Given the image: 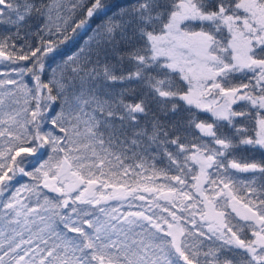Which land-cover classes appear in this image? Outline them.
Returning <instances> with one entry per match:
<instances>
[{"label": "snow or ice", "instance_id": "snow-or-ice-1", "mask_svg": "<svg viewBox=\"0 0 264 264\" xmlns=\"http://www.w3.org/2000/svg\"><path fill=\"white\" fill-rule=\"evenodd\" d=\"M5 23L15 31L0 35V197L18 176L37 183L0 200V221H6L0 264H264V199L251 198L264 196V183L254 186L255 175L236 181L231 171L264 178V159L237 156L244 146L264 152V0H0ZM195 24L199 31L191 30ZM225 29L226 43L217 38ZM57 57L43 83L48 61ZM125 61L132 70L123 74L121 67L117 74ZM237 73L252 79L233 85ZM177 74L187 91L176 86ZM115 83L147 91L126 103L124 95L136 89L112 94L108 87ZM20 95L26 99L17 110L12 105ZM238 101L256 110L254 136L237 126L238 118L250 119L249 112L233 110ZM57 103L51 123L62 135L41 126ZM192 107L210 112L212 122H198ZM141 116L149 117L143 126ZM193 125L200 143L188 147L181 133ZM173 146L176 152L169 151ZM48 149V159L28 171ZM161 151L177 175L154 165L145 175L149 155L156 160ZM128 159L139 162L128 165ZM193 164L199 174L189 188L185 168L191 172ZM157 177L166 183L157 184ZM40 183L59 197L44 196L29 207L22 193L39 196ZM137 200L136 211L101 206L117 201L131 208ZM70 204L71 212L60 211ZM230 204L243 224L233 223ZM81 205H94L102 216ZM178 206L199 236L205 233L197 215L208 239L221 243L203 253L190 246L194 233L173 210ZM245 228L254 239L241 238Z\"/></svg>", "mask_w": 264, "mask_h": 264}, {"label": "trees", "instance_id": "trees-1", "mask_svg": "<svg viewBox=\"0 0 264 264\" xmlns=\"http://www.w3.org/2000/svg\"><path fill=\"white\" fill-rule=\"evenodd\" d=\"M100 21H95L92 23L91 28L88 30V34L87 35H91L92 32V28H95L96 25L99 23ZM191 30H200V26L199 24H195L192 26ZM10 31H15L14 28H12L11 26H9L8 24H0V35H7ZM87 36H84L81 38L80 43H83V40L86 39ZM226 41V39H225ZM19 46V45H18ZM76 47H79V44H77L75 47H73L71 50L75 51ZM60 59H62V57H57L56 60H50L48 61V64L50 65V67L47 68V70L45 72H43L41 74V81L43 83H47L50 78H51V66H54L56 62H58ZM20 64H25L26 62H19ZM113 63H117V61L113 60ZM118 66V73L117 74H121L119 69L122 67L123 69V74H127L128 71L132 70L131 66L127 63V61H125L123 63V65H117ZM250 76V77H249ZM174 81L176 82V86L180 87L183 91H187L188 89V84L186 81H183L180 79L179 75L177 74L176 76L173 77ZM250 79H252V74L248 73L246 75L243 74H235L232 81L236 84L240 83V82H248ZM24 82L29 86V87H33L35 81L33 80L32 76L30 74H26L23 77ZM130 87H134L136 89L135 92H129L126 93L124 95V100L126 103H135L137 102L141 96L143 95V93L145 91H147L146 88H143L140 84H133V85H129V84H121V83H115V84H111L108 87V91L112 94H118L122 88H130ZM53 95H55V91L53 92ZM18 99L20 100V104L16 105L13 104L12 107L16 108L17 110H19V108L23 107V102L26 99L23 95H20L18 97ZM6 103H11L10 101H6ZM179 106L182 109L187 108L188 106L183 102V101H178ZM34 104L30 103L29 107L30 108H34ZM151 109L153 111L156 110V105L152 104L150 105ZM59 110V104H55L53 107H51V109L49 110V112L46 114V119L44 121L41 122V126L42 129L44 131H50V130H54V134L57 135H62L61 133H59L58 128L54 129V126L52 125L51 121L52 118L56 115L57 111ZM233 110L235 111H247L250 113V119H246V120H241V119H237V126L241 127L243 126L245 129H247V132L249 135L254 136L255 135V118H256V110L251 108V105L248 104V102L246 101H239L236 104L233 105ZM192 112L196 114V119L197 121H206L211 123L212 122V115L210 112H205L203 110L200 109H196L195 107H192ZM23 114L21 116V119H23ZM149 119V117H145V116H141L140 117V125L143 126L145 124V121ZM169 119H174V117H169ZM226 131L229 132V134H231L232 132L235 131V129H225ZM182 137H184V139H182V143H185L188 147H191L193 143L199 144L200 141L196 139V137H198L200 135L199 131L197 129H195L194 125L191 127V129L182 132L181 133ZM7 137H5L4 139H6ZM247 147V146H244ZM244 147L241 148L240 151L237 152V156L238 157H243L244 158V162H252V161H260L262 159H264V152H261L259 150L255 151V152H251V151H245ZM51 149H48L47 151H44L41 159L39 161H37L35 164H33L31 167H28V171H32L35 167H38L39 164L41 162H43V160L48 159V155L50 153ZM169 151L172 152H176L177 149L173 146L169 148ZM129 156H131V153L128 154ZM63 154H61V158H62ZM180 162L183 163L184 157L181 156L179 158ZM139 161L134 160V159H128L125 161L126 164L128 165H133L135 163H138ZM55 163V161H53V164ZM148 172L145 173V175H151L152 171H153V165H154V169L156 171H165L167 172V174L169 176H174L177 175L178 172L175 168L174 165H171L170 162L168 161L167 157L164 155V153L161 151L156 160H152L151 159V154L148 157ZM191 163V162H190ZM198 165L193 164L192 165V171L188 172V169L185 168V172L188 173L186 176L189 188L191 187L192 184L195 183V180L193 179L194 176L199 174V170H198ZM234 173V178L236 181L239 182H247V181H251L253 179V175L256 176V183L254 186L259 187V185L261 183H264V178H262L260 176L259 173L253 174V173H241V172H236V170H231ZM56 172V169L53 168V173L52 175H55L54 173ZM215 178V177H213ZM41 180H43V177H41ZM36 181H33L32 178L30 177H23V176H18L16 178V180L12 183L11 185V190L8 191L7 193L4 194V196L0 197V200L7 202L9 197H11L12 193H14L16 191L17 188H20L22 185L28 184V185H33L36 184ZM157 184H164L166 183V181L163 179V177H157L156 180ZM173 184L175 183L174 181L172 182ZM151 186V185H150ZM39 190H40V195H34V194H24L22 193V195L25 196V200L28 204L29 207H32L34 205L37 206V201H39L41 204L44 202V196H48L49 198H53V197H59V194H55V193H49L46 192L42 186L41 183L39 184ZM187 191V189H186ZM194 191V190H193ZM247 193V189H244L240 195H246ZM30 197V198H29ZM253 200H258L259 199H264V196H259L257 197L256 195H253L251 197ZM197 199H199V195L197 194ZM140 202L137 201H133V206L131 208L128 207L127 203H119L117 201H107V202H102L101 206L103 207H117L120 206L122 211H136L138 210L136 205L139 204ZM77 205H79V201L77 202ZM80 207L85 208L88 211H93L95 212L97 215H101V213H99V210L94 206V205H81ZM175 211H177V213L179 215H182L184 217V220L182 221L183 225L185 227H187L190 231H192L194 233L193 236L188 237V243L189 245H193L196 244L198 245L199 251L201 253L203 252H207L209 251V249H214L215 247H217L221 242L220 241H215V238L213 239H208V236L210 235L208 233L207 230V226L205 222L200 221V217L197 215L195 217V219L197 220L198 224L203 225L201 227L200 230H202L205 233V236L201 237L196 233V227L190 222V217L188 216L187 213H183L180 209V207L178 206L177 208L174 209ZM62 213L67 214L69 212H71V204L68 208H62L60 210ZM4 212L3 209V204H0V216H2ZM41 215H47V213L41 212ZM231 216L233 217V223H237L240 222L241 224H243L244 222L240 220V217L237 216L236 214L231 213ZM6 224V221H0V228L4 227V225ZM42 226V225H41ZM69 235H75L73 233H69ZM25 238H27V233L25 234ZM241 238L244 239H254V237H252L251 235V229L245 228ZM199 241H203L202 245H199L198 242ZM180 264H184L183 261L180 262Z\"/></svg>", "mask_w": 264, "mask_h": 264}, {"label": "rangeland", "instance_id": "rangeland-1", "mask_svg": "<svg viewBox=\"0 0 264 264\" xmlns=\"http://www.w3.org/2000/svg\"><path fill=\"white\" fill-rule=\"evenodd\" d=\"M192 31H194V30H192ZM195 31H199V30H195ZM218 39H221V40H223L225 43L227 42V40L230 38L229 36H228V33H227V30L225 29L224 30V32H223V34L222 35H219L218 37H217ZM225 39H226V41H225ZM250 77V76H249ZM241 83H243V82H240V83H237L236 82V84L232 81V84L233 85H239V84H241ZM244 83H248V82H244ZM239 102V101H238ZM199 167V166H198ZM198 170H199V168H198ZM56 173V172H55ZM54 173V174H55ZM63 177H58V179H62ZM50 179H51V177H50ZM54 183H56L55 181H54ZM43 185V183H41V186ZM56 186L57 187H59L60 186V184L59 183H56ZM109 190H104V193L103 194H107V192H108ZM77 195H78V193H77ZM102 202H104V201H101V203ZM163 203V202H162ZM33 208H35V207H37L36 205H34V206H32ZM174 210V209H173ZM224 209H217V211H223ZM175 211V210H174ZM226 211L228 212V213H233V214H236L235 212H233L232 211V207H231V204L228 206V208L226 209ZM240 211H243V209L241 208L240 209ZM176 213H177V211H176ZM164 215H167V213H164ZM177 215H179L178 213H177ZM31 218V217H30ZM168 219L169 220H171V217L169 216L168 217Z\"/></svg>", "mask_w": 264, "mask_h": 264}, {"label": "water", "instance_id": "water-1", "mask_svg": "<svg viewBox=\"0 0 264 264\" xmlns=\"http://www.w3.org/2000/svg\"><path fill=\"white\" fill-rule=\"evenodd\" d=\"M54 183V182H53ZM43 189L46 191V192H49V193H55V192H52L50 189L48 188H44V186H42ZM55 194H59V193H55ZM244 211V210H243Z\"/></svg>", "mask_w": 264, "mask_h": 264}]
</instances>
